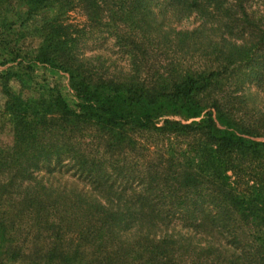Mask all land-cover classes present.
I'll list each match as a JSON object with an SVG mask.
<instances>
[{"label":"trees","instance_id":"16d2710c","mask_svg":"<svg viewBox=\"0 0 264 264\" xmlns=\"http://www.w3.org/2000/svg\"><path fill=\"white\" fill-rule=\"evenodd\" d=\"M167 7L199 23L165 26ZM8 15L39 17L31 61L73 100L21 96L0 71V264H264V113L246 86L264 94V0H0ZM101 35L126 71L83 53ZM62 169L89 190L48 180Z\"/></svg>","mask_w":264,"mask_h":264},{"label":"rangeland","instance_id":"374dc122","mask_svg":"<svg viewBox=\"0 0 264 264\" xmlns=\"http://www.w3.org/2000/svg\"><path fill=\"white\" fill-rule=\"evenodd\" d=\"M68 15L69 20L76 24H80L83 21L82 15L77 10L70 11ZM8 17L12 24L0 26V71L8 68L13 72L19 73V78H12L8 86L13 91L19 92L21 96L33 97L38 95L46 96L48 90L54 87L61 92L68 103H71L70 101L73 99L67 86L66 74L43 65L34 64L31 61L34 49L39 41L34 33V27L38 25L39 17L34 16L27 19L23 17L16 19L11 15H8ZM159 17L163 20L165 26L176 30H190L199 23L193 14L187 17L173 16L171 9L168 7L159 11ZM19 23L21 24L19 25ZM82 51L87 56H100L102 60H105V65L111 72L126 71L127 69V57L118 52L113 45V39L107 35H101L100 38L85 41ZM246 86L250 92H254L248 104L251 110L250 113H254L257 110L264 113V94L252 84ZM3 101L4 96L0 91V148L9 146L11 143L10 122L7 114L3 112ZM256 139L264 140V137ZM48 180L55 184L59 183V186H72L78 190H89L86 183L77 180L75 177H70L63 169L59 172L54 171L48 174ZM103 198L98 196L99 200ZM168 232L190 234L189 230L181 229L176 222L169 225ZM194 237V241L202 243V239H197V237L201 238L200 235L196 234Z\"/></svg>","mask_w":264,"mask_h":264}]
</instances>
